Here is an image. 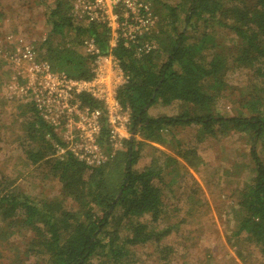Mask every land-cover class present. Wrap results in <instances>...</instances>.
<instances>
[{"label":"trees","instance_id":"1","mask_svg":"<svg viewBox=\"0 0 264 264\" xmlns=\"http://www.w3.org/2000/svg\"><path fill=\"white\" fill-rule=\"evenodd\" d=\"M184 3L185 28L180 29ZM179 6L163 5L152 36L157 49L141 56L121 40L111 47L109 29L78 20L69 1L54 0V6L46 8L51 30L40 47L46 49L43 59L72 79L89 80L96 56L83 45L90 40L100 55L113 54L128 76L117 98L130 111L131 134L142 141L127 142L122 172L87 166L70 153L56 158L55 145L64 144L32 103L20 104L27 158L45 164L61 184V199L36 204L0 178V217L10 228L22 225L33 234L28 254L45 256L48 264H127L128 251L166 236L169 230L159 231L166 207L160 184L163 172L170 167L176 171L173 167L180 163L165 154L163 165L156 160L142 171L132 167L144 144L164 146L172 129L194 126L200 141L235 133L255 139L250 150L255 176L240 194L236 235L245 234L264 259V156L255 145L258 139L264 144V0H182ZM212 26L226 28L237 38L232 53L220 47L209 30ZM237 68L247 70L251 78L249 99L242 104L247 113L221 115L218 101L231 88L229 72ZM80 101L101 107L86 95ZM157 103H178V113L151 117L149 109ZM195 146L180 150L179 157L186 160ZM68 201L77 209L67 207Z\"/></svg>","mask_w":264,"mask_h":264},{"label":"rangeland","instance_id":"2","mask_svg":"<svg viewBox=\"0 0 264 264\" xmlns=\"http://www.w3.org/2000/svg\"><path fill=\"white\" fill-rule=\"evenodd\" d=\"M67 1L74 11V0ZM145 1L156 17L157 27L164 4L180 7L182 3V0ZM49 6H54V0H0V178L10 190L26 195L36 204L61 199V184L45 164H32L27 158L29 147L24 140L18 106L31 103L20 91L30 81L31 63L25 61L18 65L11 58L22 47L30 45L36 62L50 65L43 59L46 49L40 48L51 30L46 17ZM182 6L180 29L185 28L183 10L186 11L188 5ZM212 27L209 30L213 29L220 47L232 53L237 40L234 34L226 28ZM86 49L87 45H83L85 52ZM51 70L64 73L52 67ZM227 81L231 88L218 101V113L225 116L246 114L242 104L251 92L249 72L233 69ZM178 110V103L171 106L157 103L149 109V115L175 116ZM65 131L59 130L56 135L62 138ZM198 132V127H178L170 131L164 146L147 143L139 148L138 161L132 167L135 171L144 170L156 160L163 165L165 154L177 158L180 165L173 167L176 171L172 167L166 169L160 184L166 195V207L159 231L169 230V233L128 251L127 264H264L259 248L250 243L245 234L236 235L235 217L240 194L255 176V164L250 156L255 139L250 134L235 133L200 141ZM131 137L130 120L128 134L121 145L111 146L104 119L98 142L107 160L99 167L124 171L127 142ZM133 139L142 141L135 135ZM255 145L259 155L264 156L261 139L256 140ZM193 146L196 148L186 160L179 157L180 150ZM65 154L56 149L53 157L61 158ZM131 157L129 154L128 161ZM114 175L115 172L112 182ZM67 205L77 209L70 201ZM32 235L22 225L10 228L0 217V264H48L47 257L28 254Z\"/></svg>","mask_w":264,"mask_h":264},{"label":"built area","instance_id":"3","mask_svg":"<svg viewBox=\"0 0 264 264\" xmlns=\"http://www.w3.org/2000/svg\"><path fill=\"white\" fill-rule=\"evenodd\" d=\"M74 13L90 23L104 24L110 31V46L123 41L134 48L138 56L157 49L152 39L156 31V17L145 0H74ZM87 53L96 56L92 65V78L77 80L65 73H56L47 63L38 64L30 45L22 47L12 56L20 65L29 62L30 81L19 89L28 102L37 109L42 119L56 134L65 131L59 138L64 146L55 145L58 153H70L90 167H99L107 160L100 148L98 137L107 123L109 143L121 145L128 134L130 111L118 101V90L128 81V76L113 55H100L93 41H87ZM2 56V53H0ZM5 56V55H4ZM86 95L102 105V108L83 106L80 96Z\"/></svg>","mask_w":264,"mask_h":264},{"label":"water","instance_id":"4","mask_svg":"<svg viewBox=\"0 0 264 264\" xmlns=\"http://www.w3.org/2000/svg\"><path fill=\"white\" fill-rule=\"evenodd\" d=\"M135 135V132H133L132 133V137H131V139H130V142L133 140V136ZM131 159V158H130ZM130 159H129V161H130Z\"/></svg>","mask_w":264,"mask_h":264}]
</instances>
